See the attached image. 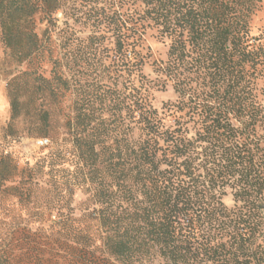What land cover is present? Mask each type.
I'll list each match as a JSON object with an SVG mask.
<instances>
[{"label": "trees", "instance_id": "obj_1", "mask_svg": "<svg viewBox=\"0 0 264 264\" xmlns=\"http://www.w3.org/2000/svg\"><path fill=\"white\" fill-rule=\"evenodd\" d=\"M67 1L0 0L5 45L51 63L49 77L10 78L11 117L33 110L54 143L10 187L45 177L21 240L0 238V264H264V24L251 32L261 0H87L92 33L51 56L34 19L50 23ZM148 28L167 41L154 77ZM168 86L175 99L154 107L151 91ZM15 169L0 158V180Z\"/></svg>", "mask_w": 264, "mask_h": 264}, {"label": "rangeland", "instance_id": "obj_2", "mask_svg": "<svg viewBox=\"0 0 264 264\" xmlns=\"http://www.w3.org/2000/svg\"><path fill=\"white\" fill-rule=\"evenodd\" d=\"M89 3L87 0H68L67 3L59 9L53 16L52 21L46 24L36 16L34 19L35 32L39 40H48L47 44L51 49V56H54L56 49L55 42H64L67 53L78 46L81 41L92 33L91 19H89ZM264 24V0L260 2V9L252 17V34L257 33V28ZM48 28L49 32L45 29ZM50 34V35H49ZM102 47L111 48V39L103 38ZM142 52L148 54L149 58L143 71L150 77H154L151 62L164 58L167 49V41L161 40L154 28H148L143 36ZM47 52L43 57L37 56L30 62L20 60L19 54L7 47L2 38V28L0 26V158L9 156L16 169L7 180H0V238L10 239L12 242L21 240L22 229L27 224V212L30 206H37L36 197L39 196L37 188L44 183L45 177L34 178L31 183L21 185L18 191L10 189L17 185L20 180L19 171L26 166H33L39 156L45 154L53 146V140L49 135H38V118L33 114V110L17 118L11 117V109L8 97V81L14 75L27 71L25 78L33 82L37 76H50L51 63L47 60ZM94 59V58H93ZM91 60H88V62ZM95 61V59H94ZM88 64V63H86ZM85 64V65H86ZM91 67L90 65H87ZM91 71V68L88 69ZM36 86V85H34ZM24 96L30 94L32 89H20ZM151 100L154 107L160 109L163 102L174 100L175 93L171 87L165 89H153L151 91ZM51 99V98H50ZM46 106L53 108L51 100L46 99ZM70 98L67 96L64 100L60 114H66L69 111ZM56 132H61V127L56 126ZM38 138H47L49 145L39 147L35 141ZM31 188V198L28 200L25 195L20 196V192L25 193V187ZM84 199L80 190L73 194L72 206L75 208V214H79V203ZM223 202L226 206L233 205L231 192L228 190L223 196ZM28 206V207H26ZM262 211L264 214V200L262 201ZM36 223H30L35 226Z\"/></svg>", "mask_w": 264, "mask_h": 264}, {"label": "built area", "instance_id": "obj_3", "mask_svg": "<svg viewBox=\"0 0 264 264\" xmlns=\"http://www.w3.org/2000/svg\"><path fill=\"white\" fill-rule=\"evenodd\" d=\"M35 143L39 147H45L49 145V140L47 138H38Z\"/></svg>", "mask_w": 264, "mask_h": 264}]
</instances>
